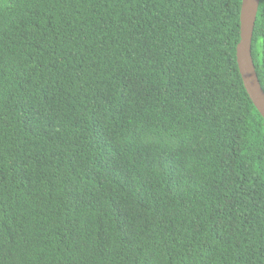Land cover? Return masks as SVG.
<instances>
[{
  "label": "trees",
  "instance_id": "1",
  "mask_svg": "<svg viewBox=\"0 0 264 264\" xmlns=\"http://www.w3.org/2000/svg\"><path fill=\"white\" fill-rule=\"evenodd\" d=\"M241 5L0 0V264H264Z\"/></svg>",
  "mask_w": 264,
  "mask_h": 264
},
{
  "label": "water",
  "instance_id": "2",
  "mask_svg": "<svg viewBox=\"0 0 264 264\" xmlns=\"http://www.w3.org/2000/svg\"><path fill=\"white\" fill-rule=\"evenodd\" d=\"M261 0H242L241 42L237 46V62L245 88L264 118V90L261 85L252 54L254 29Z\"/></svg>",
  "mask_w": 264,
  "mask_h": 264
}]
</instances>
